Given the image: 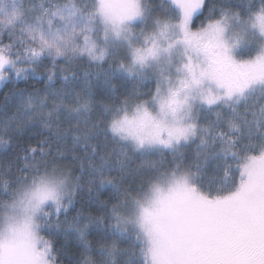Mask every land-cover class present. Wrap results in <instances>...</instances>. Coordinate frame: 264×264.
<instances>
[{"label": "snow or ice", "instance_id": "1", "mask_svg": "<svg viewBox=\"0 0 264 264\" xmlns=\"http://www.w3.org/2000/svg\"><path fill=\"white\" fill-rule=\"evenodd\" d=\"M0 264H264V0H0Z\"/></svg>", "mask_w": 264, "mask_h": 264}, {"label": "trees", "instance_id": "2", "mask_svg": "<svg viewBox=\"0 0 264 264\" xmlns=\"http://www.w3.org/2000/svg\"><path fill=\"white\" fill-rule=\"evenodd\" d=\"M7 89L6 88H3V86H0V101L3 100V93L6 92Z\"/></svg>", "mask_w": 264, "mask_h": 264}]
</instances>
